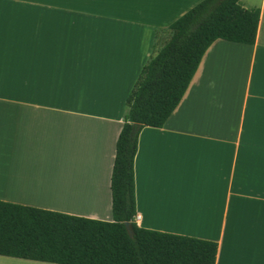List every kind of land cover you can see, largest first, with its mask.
Segmentation results:
<instances>
[{
  "label": "crops",
  "instance_id": "obj_1",
  "mask_svg": "<svg viewBox=\"0 0 264 264\" xmlns=\"http://www.w3.org/2000/svg\"><path fill=\"white\" fill-rule=\"evenodd\" d=\"M201 1L0 0V201L111 222L126 99L155 33ZM239 3L259 10L254 44L214 41L139 132L135 223L215 242V264H264V0Z\"/></svg>",
  "mask_w": 264,
  "mask_h": 264
},
{
  "label": "trees",
  "instance_id": "obj_2",
  "mask_svg": "<svg viewBox=\"0 0 264 264\" xmlns=\"http://www.w3.org/2000/svg\"><path fill=\"white\" fill-rule=\"evenodd\" d=\"M240 0H202L164 30L167 38L126 99L110 176L112 221L0 201V256L49 264H215L217 244L138 227L133 161L144 127L161 128L216 40L252 45L259 10ZM125 223L130 225L128 234Z\"/></svg>",
  "mask_w": 264,
  "mask_h": 264
},
{
  "label": "rangeland",
  "instance_id": "obj_3",
  "mask_svg": "<svg viewBox=\"0 0 264 264\" xmlns=\"http://www.w3.org/2000/svg\"><path fill=\"white\" fill-rule=\"evenodd\" d=\"M157 38V39H156ZM167 38V32H160L158 37H155L154 45H157V48L159 45L162 44V42ZM154 52V51H153ZM126 107V106H125Z\"/></svg>",
  "mask_w": 264,
  "mask_h": 264
},
{
  "label": "water",
  "instance_id": "obj_4",
  "mask_svg": "<svg viewBox=\"0 0 264 264\" xmlns=\"http://www.w3.org/2000/svg\"><path fill=\"white\" fill-rule=\"evenodd\" d=\"M125 227L127 229L128 234L131 235L130 225L128 223H125Z\"/></svg>",
  "mask_w": 264,
  "mask_h": 264
},
{
  "label": "built area",
  "instance_id": "obj_5",
  "mask_svg": "<svg viewBox=\"0 0 264 264\" xmlns=\"http://www.w3.org/2000/svg\"><path fill=\"white\" fill-rule=\"evenodd\" d=\"M137 220H138V216L135 215V216H134V221H137Z\"/></svg>",
  "mask_w": 264,
  "mask_h": 264
}]
</instances>
